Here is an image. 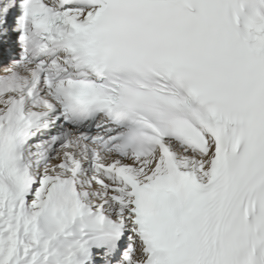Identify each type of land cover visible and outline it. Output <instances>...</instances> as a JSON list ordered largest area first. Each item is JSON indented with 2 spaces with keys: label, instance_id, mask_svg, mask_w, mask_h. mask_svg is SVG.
<instances>
[{
  "label": "snow or ice",
  "instance_id": "obj_1",
  "mask_svg": "<svg viewBox=\"0 0 264 264\" xmlns=\"http://www.w3.org/2000/svg\"><path fill=\"white\" fill-rule=\"evenodd\" d=\"M0 264H264V0H0Z\"/></svg>",
  "mask_w": 264,
  "mask_h": 264
}]
</instances>
